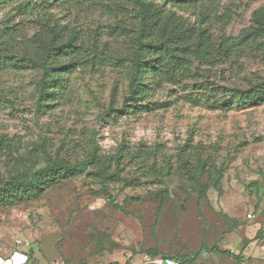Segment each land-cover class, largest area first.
I'll return each instance as SVG.
<instances>
[{
	"label": "rangeland",
	"instance_id": "rangeland-1",
	"mask_svg": "<svg viewBox=\"0 0 264 264\" xmlns=\"http://www.w3.org/2000/svg\"><path fill=\"white\" fill-rule=\"evenodd\" d=\"M23 1L0 3V31L38 30L29 24L32 16L17 10ZM261 8L264 0L165 6L188 25L208 29L216 43L222 36L237 41ZM47 13L65 38L78 34L82 49L76 60L62 61L74 67L44 111L36 70L0 72V185L23 164L42 167L44 151L72 165L95 155L115 180L105 192L92 167L37 199L0 206V253H25L27 264H156L148 259L158 258L264 264V234L256 239L264 232V103L220 111L186 98L193 86L248 89L264 82V44L207 54L194 62L193 76L163 83L142 103L162 108L125 115L112 110L124 107L128 92L131 30L138 25L133 0L54 3Z\"/></svg>",
	"mask_w": 264,
	"mask_h": 264
},
{
	"label": "trees",
	"instance_id": "trees-1",
	"mask_svg": "<svg viewBox=\"0 0 264 264\" xmlns=\"http://www.w3.org/2000/svg\"><path fill=\"white\" fill-rule=\"evenodd\" d=\"M86 1L88 0H25L17 6V10L21 15L32 16L29 24H35L34 27L38 30L30 36L17 27L0 31V72L9 67L36 70L39 77L36 83L37 105L42 111L57 99L58 90L64 89L66 74L74 67V62L64 64L62 61L67 58L76 60L78 51L82 49L78 43V34L72 31L71 37L65 38L64 28L47 10L54 3L74 6ZM198 1L133 0L138 25L131 30L135 35V49L128 78V92L124 107L116 109L117 112L112 110L113 113L128 115L160 109L161 106L157 107L150 102L146 105L142 103L152 92L161 88L163 83H180L193 76L195 61L205 60L206 55L214 51L231 55L238 45L258 41L264 44V8L254 12L253 25L237 41L222 36L217 43L208 29L192 27L182 18L165 10V6L169 4ZM4 2L7 0H0V3ZM124 30L122 27V31ZM96 48L95 45L91 46L92 51ZM192 88L193 93L186 96L187 100L195 105H204L210 110L230 111L235 106L264 103V82L248 89L220 87L214 83ZM109 113L111 112L106 114ZM5 144L7 146L4 148L7 149L10 144ZM6 154L5 156H10L11 152ZM40 157L42 167L33 169L23 164L20 174L0 185V206H15L25 200L37 199L44 191L80 176L92 167L97 169L96 177L102 179L105 192H108L106 184L115 180L114 175L106 173L104 164L95 155L88 161L73 165L52 158L46 151ZM115 208L120 209L118 206ZM161 209L162 205L160 211ZM262 234L263 231H258L256 239ZM214 251L223 255L233 254L217 247H214ZM149 254L157 255L156 251H150ZM187 261L185 259L183 264Z\"/></svg>",
	"mask_w": 264,
	"mask_h": 264
},
{
	"label": "crops",
	"instance_id": "crops-1",
	"mask_svg": "<svg viewBox=\"0 0 264 264\" xmlns=\"http://www.w3.org/2000/svg\"><path fill=\"white\" fill-rule=\"evenodd\" d=\"M224 249L228 250L227 247H225ZM6 259H12L14 264H27L28 262V256L25 253L17 252V251L11 253L9 256H4L3 254L0 253V262Z\"/></svg>",
	"mask_w": 264,
	"mask_h": 264
},
{
	"label": "built area",
	"instance_id": "built-area-1",
	"mask_svg": "<svg viewBox=\"0 0 264 264\" xmlns=\"http://www.w3.org/2000/svg\"><path fill=\"white\" fill-rule=\"evenodd\" d=\"M248 217L252 218L253 215L250 214ZM148 260L149 262H154L157 264H180L176 260L171 259V258H158V259H148ZM0 264H14V262L12 259H6V260H2Z\"/></svg>",
	"mask_w": 264,
	"mask_h": 264
}]
</instances>
